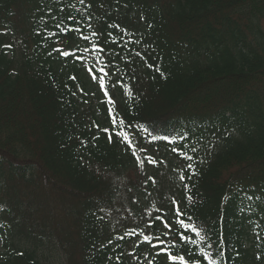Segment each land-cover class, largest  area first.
<instances>
[{
	"label": "trees",
	"instance_id": "16d2710c",
	"mask_svg": "<svg viewBox=\"0 0 264 264\" xmlns=\"http://www.w3.org/2000/svg\"><path fill=\"white\" fill-rule=\"evenodd\" d=\"M144 235L264 264V0H0V264H173Z\"/></svg>",
	"mask_w": 264,
	"mask_h": 264
},
{
	"label": "snow or ice",
	"instance_id": "6c2138e0",
	"mask_svg": "<svg viewBox=\"0 0 264 264\" xmlns=\"http://www.w3.org/2000/svg\"><path fill=\"white\" fill-rule=\"evenodd\" d=\"M80 2H81V3H84V0H80ZM69 19H73V17H69ZM93 35H97V33L94 32ZM85 39H87V37H85ZM61 54H62L63 56H65V57H67V56L70 55V53L67 52V51H63V52H61ZM78 59H80V57H78ZM88 71H89V72H92V69L89 68ZM99 71H100L101 73H104V72H105V69H104V68H100ZM105 74H106V73H105ZM92 78H93V79H96V76H93ZM72 79H75V77H72ZM101 87H104V81H103V78H102V77H101ZM105 94L107 95V92H106ZM116 123H117V119H116L115 117H113V118H112V124L115 125ZM119 123L122 124V123H124V122L121 120V121H119ZM97 127H98V126H97ZM103 131L107 132L108 129H103ZM120 135H125V138L127 139L126 134H123V133H117V136H120ZM154 139H156V137H154ZM161 139L168 140V137H167V136H164V137H161ZM108 140H109V142H112L113 137H112L111 135H109V136H108ZM173 151H175V149H173ZM187 159H191V157H187ZM149 162H150V163H155V161H154V160H151V159H150ZM189 167H191V165H189ZM180 179L183 180V179H185V177H184V176H180ZM176 214H177V215H183V213L180 211L179 207L176 208ZM157 219H159V218H157ZM179 223H180V225H181L182 227H184V228H186V229L189 228V227H191V225L186 224L183 220H180ZM164 227H165L166 229H170V228H171V225L168 224V223H165ZM193 230H195V229H193ZM163 235H164V236L170 235V232L165 231V232L163 233ZM184 238H185V237L181 236V239H184ZM121 239H123V237H121ZM153 239L156 240V243H154V244L152 243ZM143 240H144V242H147V243L151 244L153 248L159 249V251L157 252V255H159V254L162 253V252H163V253H167V259L173 261V264H175V261H177L178 259L182 262V264H189V260L186 259L185 256H177V255H173V254H171V252L169 251L168 248H160V245H161V244H166V243H167V241H165L164 239H162L160 236L150 237V236H148V235H144V236H143Z\"/></svg>",
	"mask_w": 264,
	"mask_h": 264
},
{
	"label": "rangeland",
	"instance_id": "374dc122",
	"mask_svg": "<svg viewBox=\"0 0 264 264\" xmlns=\"http://www.w3.org/2000/svg\"><path fill=\"white\" fill-rule=\"evenodd\" d=\"M89 61H90V58H89V57H85V58H84V62H85V63H87V62H89ZM61 260H62V263H63V259H61ZM60 264H61V263H60Z\"/></svg>",
	"mask_w": 264,
	"mask_h": 264
}]
</instances>
